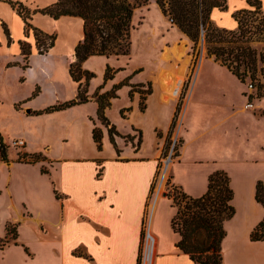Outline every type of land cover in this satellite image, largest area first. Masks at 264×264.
<instances>
[{
	"label": "crops",
	"instance_id": "crops-1",
	"mask_svg": "<svg viewBox=\"0 0 264 264\" xmlns=\"http://www.w3.org/2000/svg\"><path fill=\"white\" fill-rule=\"evenodd\" d=\"M150 1L156 5L154 0ZM225 1L227 9L212 8L209 19L220 29L235 30L238 24L233 14L252 8L247 0ZM256 1L264 18V0ZM5 4L0 1V7L8 10L9 6ZM10 14L16 15L12 9ZM33 18L31 24L42 30L35 25ZM1 25L5 27L8 38ZM20 27L22 36L15 44L5 18L0 15V51L6 54L5 62L18 57L19 42L24 36L22 22ZM56 43L57 38L53 45ZM169 61L156 62L163 64ZM206 61L220 67L239 85V102H228L230 112L216 107L206 111V117L201 114V108L207 101L199 99L197 89ZM15 67L18 66L6 65L3 70ZM164 68L166 71L159 76L153 85V93L151 91L145 101L144 112L138 108L139 94L133 93L130 98L129 92L132 86L145 84L146 80L131 74L132 78L124 86L127 87L130 103L122 109L130 108L127 118L125 115L129 129L121 132L113 125L120 136L135 139L133 129L140 132L137 148L118 136L115 137L116 147L110 143L107 128L97 123V106L91 98L99 85L92 88L90 84L86 89L89 100L73 106L81 108L92 104V112L82 117L88 125L87 133L85 136L77 135L74 150L64 149L65 137L58 138L57 149H53L47 141H40L35 149L30 146V135L22 132L18 136L16 140L23 142L20 148L22 154H39L41 160L34 163L17 161L15 154L9 151L6 161L0 160V241L3 242L0 245V264H137L145 230L155 237L152 264H194L176 247L180 237L171 227L176 208L167 197L165 188L162 190L163 178L151 194L161 151L175 120L174 106L170 105L171 102L165 104L162 101L177 98L187 72L185 56L181 59L179 70H170L169 66ZM178 71L181 78L176 84V81L171 82L170 76ZM120 82H111V86L105 83L103 92ZM71 83L76 89L77 84ZM243 90V83L225 66L210 59L199 64L176 120V140L181 144L177 160L170 166V179L173 187L198 198L207 191L208 178L212 173L225 172L233 191L231 203L235 212L223 224L222 262L264 264V240L252 241L250 238L264 218V207L255 199L257 183L261 182L264 186V118L253 111L254 105L253 109H245L248 99ZM27 99L19 103L24 108L29 107L25 103ZM14 105L17 117L35 116L17 111ZM259 107L263 109L264 102H259ZM29 110L41 111L26 109ZM60 112L42 115L51 120ZM237 114H241L238 118L240 123L232 121ZM92 121L97 123L96 128L102 133L101 150L96 149L91 137ZM0 137L3 144L8 145ZM165 165L166 170L170 163ZM41 169L45 172L42 173ZM13 213L16 214L14 218L11 217ZM7 226L11 230L9 234L6 233Z\"/></svg>",
	"mask_w": 264,
	"mask_h": 264
},
{
	"label": "rangeland",
	"instance_id": "rangeland-1",
	"mask_svg": "<svg viewBox=\"0 0 264 264\" xmlns=\"http://www.w3.org/2000/svg\"><path fill=\"white\" fill-rule=\"evenodd\" d=\"M12 1L21 3V5L28 10L30 18L28 22L32 27H34L31 24L33 16L35 25L42 28L43 31L39 28H37V30L48 38H51V36L53 38L55 37V39L57 38V43L40 55L38 54L33 38V32L29 31L27 36L23 34L24 36L21 40L26 44L24 48L28 51L29 55L24 57L20 54L19 50L16 59L5 62L6 54L4 51H0V135L8 143L5 153L7 155L9 151L15 154L16 159L22 154L20 148L12 145L22 132L32 137L30 138L32 140L30 143L31 148L36 149L40 141H47L52 145L53 149H57L58 138L65 137L67 142L64 143V149L72 151L77 146V141H74L75 138L78 137L77 135L85 136L87 133L88 125L82 117L83 114H90L92 112V104H85V106L81 108L72 107L63 110L58 114V117L51 120H47L50 118H47L45 115L24 116L25 118L22 116L19 118L14 113L13 104H15L14 108L17 111L26 115H32V112L30 110L26 111V109L41 110L48 106L55 105L57 102H66L75 97L74 91H76V89L69 79L68 65L74 61L73 48L82 36L81 21L73 17H61L57 20H53L46 15H36L35 11L38 10L37 7L41 9L47 7L53 3V0ZM256 7L250 10L255 11ZM10 13L11 9L9 7L8 10L0 7V15L5 18L11 39L16 44V41L22 36L20 27L21 21L17 15H11ZM241 19L247 25V35L251 37L249 46L254 51L256 58H259V55L264 54L263 15L260 9H257L252 14L241 15ZM132 23L134 30L131 33V50L128 56L110 58L92 56L81 64V69L93 74V78L89 80L88 84H90L92 88L97 85H99L97 88L101 87L99 89L96 88L97 91H95L97 94L105 93L103 92L105 83L111 86V82H128L130 80L128 78L131 74L132 76L141 77L139 79H145L146 83L143 84V87L135 86L130 89L133 90V93L139 94L140 99L138 101V108L139 110L143 108L142 111L144 112L145 101L149 96L147 94L148 85L150 84L153 93V85L158 81L159 76L166 71L164 67L169 66L170 70H177L178 67H180L181 59H184L185 56L187 72L183 78L177 98H175V100L174 98H169L162 101L165 104L171 102L170 105L174 106L175 121L174 127L171 128L168 133L166 145L161 151V161L155 178L154 190H157L158 184L163 178L162 190L165 188L168 196V194L172 195L173 193V185L170 179V166L172 162L177 160L176 153L179 150V141L176 140L175 133L176 124L183 109L189 83L195 75L199 64L206 59L214 61V58L207 55L205 42L201 51L200 39L196 47L193 48V43L188 37L172 23L169 17L162 15L157 6L150 0L148 5L137 8L134 11ZM208 23L211 24L212 27L219 28L210 19H208ZM1 27L3 30L5 29L3 25H1ZM244 28H246V26ZM0 40H2L1 33ZM21 41L19 43H21ZM183 47L185 48L184 55L182 53L184 50ZM165 50L168 51L166 52ZM69 52L72 53L70 54ZM180 55L182 56L180 57ZM160 60L170 61L158 64L156 61ZM216 63L220 64L219 62ZM6 65H17L18 67L3 70ZM107 66L112 68V70L120 69L110 82H104V74ZM260 68L261 64L257 61L256 72L253 73V71L249 69L245 72L246 74L243 75V94L245 98H248L250 93L248 85L251 82L254 85L253 88L255 90L253 93L254 95L256 94V97L253 99L252 103L254 105L253 111L257 114L264 111V108L262 109L259 107V102H264V97L257 95V93L261 94L262 90L261 88L259 92L258 87L264 85V81L259 72ZM243 69V67L240 69V73H244ZM136 71L140 72L134 74ZM132 76H130V78H132ZM179 78H181L179 71L177 74L170 76L171 82L176 81V84L180 81ZM199 78L200 84L197 89V96L199 99L207 101L201 108L203 110L201 113L203 117H206V111L216 107L225 112H230L228 109V102H239V85L220 67L206 61ZM33 93H35V96H32ZM93 94L94 93H92V95ZM116 94L117 98L111 100V106L106 109L105 116L110 123L114 124L121 132H126L129 129V124L121 116L120 110L123 106L130 103L127 87L122 86L116 91ZM85 96L88 101V96L86 94ZM26 98H30L25 102L29 107L24 108L19 103L23 102ZM91 98L93 97L91 96ZM237 105H239V103ZM79 109L81 110L79 111ZM129 114V112H125L126 118ZM240 115L241 114H237L233 116L232 121H238ZM97 123L103 125L99 121ZM97 123L92 121L94 127H96ZM238 123H240V121H238ZM149 135L150 132L148 133V137H150ZM157 135L160 136V133L158 132ZM133 136L135 139H132L131 142L135 147L139 141V132L135 129H133ZM121 138L126 142L128 141L126 136H121ZM148 140L147 142L149 143ZM176 148L177 150H175ZM166 162H169L170 165L168 168L166 167L165 170ZM11 217H16V214H11Z\"/></svg>",
	"mask_w": 264,
	"mask_h": 264
},
{
	"label": "trees",
	"instance_id": "trees-1",
	"mask_svg": "<svg viewBox=\"0 0 264 264\" xmlns=\"http://www.w3.org/2000/svg\"><path fill=\"white\" fill-rule=\"evenodd\" d=\"M0 1L15 11L23 24L25 36L28 35L29 31L33 32L38 54L45 53L53 46L55 37L48 38L32 27L28 22L30 19L29 12L21 3L10 0ZM148 3L149 0H54L49 6L36 10V13L46 15L53 20L60 17L78 18L81 21L82 36L73 48L74 61L68 65V76L72 82L77 84L75 97L63 103L48 106L41 111L32 112V115L50 114L86 103V88L89 80L93 78V74L82 70L81 64L92 56L105 58L128 56L131 50V33L134 30L132 23L134 11L148 5ZM155 3L161 13L169 17L172 23L188 37L193 43V48L198 44L201 31H203L207 55L212 56L215 62L225 66L243 83L245 72L251 69L255 73L256 62L258 61L261 64L259 72L264 81V54L259 55V58L254 55V51L249 46L251 37L247 35V25L241 19V15L252 14L260 9L258 1L247 0L251 8L257 5L255 11L240 10L233 14V18L238 24L235 30L215 28L208 23L212 8L216 7L222 11L227 9L225 0H155ZM245 26L246 28H244ZM4 34L8 38L5 29ZM25 45L24 42L19 44L20 54L24 57L29 55L24 48ZM242 67L244 73H240ZM118 71L120 69L112 70L107 66L104 82L112 80ZM136 73L138 72L134 74ZM125 85L127 82H121L113 86L110 91L97 94L96 90L92 95L97 106L96 119L107 128L109 141L114 147H116L115 137L121 136L117 133L116 127L105 116V111L111 106V100L117 98L116 91ZM135 86L143 87L144 85ZM148 86L147 94L149 95L151 94L150 84ZM261 88V94L257 93V95L264 97V85L258 87L259 92ZM132 94L133 90H130V98H132ZM32 96H35V93ZM247 99L248 102H252L254 97L248 95ZM142 109L140 108L141 111ZM128 111L130 108L120 110L124 119L125 112ZM259 115L264 118V111L260 112ZM174 121L171 128L174 127ZM91 137L96 149L101 150V130L94 127L91 130ZM140 137L139 132L136 148L139 146ZM126 138L128 141H132L130 136H126ZM180 144L181 141H179V146ZM5 149L6 146L0 137V160L2 161H6ZM16 160L34 163L41 160V157L39 154H21ZM41 172L44 173L45 171L41 169ZM153 189L154 184L151 187V194ZM178 190V188L173 187L172 195L168 194L167 196L172 200L173 207L176 208L175 215L171 220L173 232L180 237L176 247L186 254L194 264H223L221 252V243L225 237L223 224L233 217L235 212L231 203L233 191L228 175L222 171L212 173L208 178L207 191L198 198L190 197ZM255 199L264 207V186L261 182L256 185ZM6 233H11L9 226L6 227ZM250 238L252 241L264 240V218L253 230ZM2 243L0 241V245ZM140 262L141 254H139L137 264Z\"/></svg>",
	"mask_w": 264,
	"mask_h": 264
},
{
	"label": "built area",
	"instance_id": "built-area-1",
	"mask_svg": "<svg viewBox=\"0 0 264 264\" xmlns=\"http://www.w3.org/2000/svg\"><path fill=\"white\" fill-rule=\"evenodd\" d=\"M249 87V95H252L254 98L256 97V94L254 95V88L253 84L250 83L248 85ZM245 109H253V103L247 102L245 105ZM13 146L17 148H22L23 142L21 140H16L12 143ZM155 246V237L153 234H151L148 230H145L143 233V243H142V249H141V262L140 264H152L153 258H152V251L154 250Z\"/></svg>",
	"mask_w": 264,
	"mask_h": 264
},
{
	"label": "water",
	"instance_id": "water-1",
	"mask_svg": "<svg viewBox=\"0 0 264 264\" xmlns=\"http://www.w3.org/2000/svg\"><path fill=\"white\" fill-rule=\"evenodd\" d=\"M200 44H201V51H202V48L204 46V32L201 31V34H200Z\"/></svg>",
	"mask_w": 264,
	"mask_h": 264
}]
</instances>
